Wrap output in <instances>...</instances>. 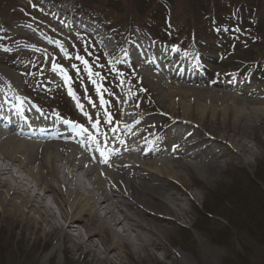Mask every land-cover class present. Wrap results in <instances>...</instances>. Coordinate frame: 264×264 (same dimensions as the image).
<instances>
[{
	"label": "rangeland",
	"instance_id": "1",
	"mask_svg": "<svg viewBox=\"0 0 264 264\" xmlns=\"http://www.w3.org/2000/svg\"><path fill=\"white\" fill-rule=\"evenodd\" d=\"M77 4L83 9L77 10ZM58 7L82 13L79 40ZM100 34L108 37L109 49ZM143 42L174 50L180 55L176 62L184 57L180 71L189 64L202 69L205 84L189 83L190 88L229 91L219 86L246 75L239 82L264 97V0H0V72L13 74L20 93L40 109L77 121L71 106L76 99L93 111L90 116L85 111L86 117L103 126L119 119L126 91L129 106L143 117L152 113L148 121L157 125L149 134L148 154L167 147L163 143L168 137L161 136L159 126L184 118L200 140L235 141L241 150L238 158L236 148L220 145L229 156L220 158L221 169L207 178L182 158L188 166L181 169L180 178L163 180V186L181 200L185 214L179 217L155 203L147 205L150 212L168 217L161 248H122L123 262L110 256L115 264H264V114L248 129L244 122L234 125L232 116L226 125L218 107L202 121L195 108L185 116L169 94L158 95L154 89L157 81L167 86L166 75L154 67L159 76L143 77L133 64L147 58L136 55L128 62L121 56L124 49ZM164 57V70L173 71V58ZM6 81L0 74V83ZM62 236L28 231L23 222L6 220L0 208V264H111L87 253L91 246L64 251ZM94 239L103 250L99 238Z\"/></svg>",
	"mask_w": 264,
	"mask_h": 264
},
{
	"label": "bare ground",
	"instance_id": "2",
	"mask_svg": "<svg viewBox=\"0 0 264 264\" xmlns=\"http://www.w3.org/2000/svg\"><path fill=\"white\" fill-rule=\"evenodd\" d=\"M100 36L109 49L108 37ZM158 50L172 58H180L174 50ZM121 54L129 55L128 51ZM130 54L138 55L137 49ZM183 59L177 60L180 66ZM188 66L182 71V79L170 72L167 86L157 81L158 86L154 88L158 95L169 94L185 116L191 115L195 108L202 121L207 112H216L218 107L219 115L226 117V125L230 124L232 116L234 125L244 122L248 129L257 116L264 114L263 108H256L259 104L264 106V97L254 89L246 90L242 82L229 83L226 86L229 91L218 93L188 87L192 82L205 84L198 76L199 71L191 64ZM191 71L195 73L194 79L191 73L187 78ZM0 74L7 78L5 84L13 91V95L0 94V208L3 217L21 221L26 230L33 228L42 235L62 233L64 251L91 246L92 249H86L87 253L97 260L115 264L113 258L118 263L123 262L122 248L133 247L136 252L148 251L149 247L160 249L159 242L165 233L163 224L168 217L150 212L147 205L155 203L179 217L185 214L181 200L166 190L163 180L180 178L181 169L188 163L207 178L221 169L219 159L229 156L220 145L236 148L233 151L241 157L235 141L210 139L211 142L200 140L198 133H188L194 125L185 121L186 118L173 120L179 123L171 127L173 130L168 129L172 139L167 148L148 154L146 150L151 149L149 134L156 127L148 120L153 116L138 115L124 97L120 98L119 124L104 125L105 134L93 123H90L89 132H77L58 122L41 119L24 103L17 78L9 72ZM59 76L61 82L66 83ZM242 93L247 95L245 99L239 97ZM43 115L46 117L47 113ZM213 115L219 117L218 113ZM4 120L13 123L6 125ZM59 136L70 139L57 140ZM177 158L179 164H174ZM106 232L109 239L101 236ZM96 236L103 250L96 244ZM56 250L57 247L53 248L44 259L48 260Z\"/></svg>",
	"mask_w": 264,
	"mask_h": 264
}]
</instances>
